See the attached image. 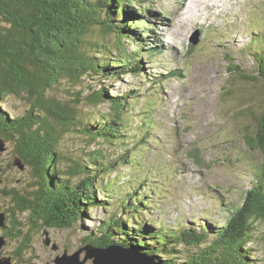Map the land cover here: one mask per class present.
Masks as SVG:
<instances>
[{"label": "trees", "instance_id": "obj_1", "mask_svg": "<svg viewBox=\"0 0 264 264\" xmlns=\"http://www.w3.org/2000/svg\"><path fill=\"white\" fill-rule=\"evenodd\" d=\"M149 2L154 4L153 0H0V103L21 96L31 104L20 117L10 118L0 110V140L14 146L17 163L38 181L31 190L0 191L15 205L3 210L5 222L16 226V213L28 212L33 231L39 224L52 229L82 227L89 210L108 206V218L98 229H88L84 244L136 247L148 255L164 256L167 264H178L177 257L185 260L179 264H250L244 250L253 242L257 222L264 219V110L259 115L262 129L255 137L258 148L252 144L255 139L249 136V127L244 139L252 151L262 153L263 161L216 239L206 244L210 230L205 224L199 232L197 224L158 227L151 217L144 218L151 214V196L172 194L168 175L160 173L169 193L157 179L150 185L151 173L144 174V160L130 154L137 145L149 147L151 137L142 138L144 134H135L132 128L137 124L146 132L153 127L155 109L140 107L139 119L126 121L127 112L144 95L141 90H130L112 96L108 83L101 86V79H122L126 74L146 78L141 58L147 56L151 61L162 53L152 47L150 19L142 14L154 13ZM257 41L251 53L258 63V76L264 80V39L260 41L258 33L253 44ZM231 71L249 79L239 66ZM151 79L161 82L155 76L147 81ZM86 83L89 94L84 90ZM55 88L64 91L62 98L49 94ZM84 100L94 104L98 113L81 107ZM158 101L154 97L148 103L154 106ZM248 111L249 107L244 109ZM249 116L258 118L253 112ZM68 133H75L90 148L82 153L84 159L61 153L62 138ZM106 148L119 157L108 160ZM126 168L131 177L123 185L126 178L116 170ZM102 194L106 199H100ZM107 198L116 203L109 205ZM10 231L16 230L6 227V239ZM29 242L27 236L22 244Z\"/></svg>", "mask_w": 264, "mask_h": 264}, {"label": "rangeland", "instance_id": "obj_2", "mask_svg": "<svg viewBox=\"0 0 264 264\" xmlns=\"http://www.w3.org/2000/svg\"><path fill=\"white\" fill-rule=\"evenodd\" d=\"M153 1L154 4L149 3L154 5V13L142 14L150 19L148 25L154 34L151 35L154 37L151 39L155 43L153 47L160 46L163 52L155 55L151 62L147 56L141 58L146 78L133 74L110 81L102 78L101 86L108 83L112 96L141 90L144 97L127 112L126 121L139 119L140 107L155 109L152 112L153 127L147 128L146 132L139 130L137 124L132 128L135 134H144L142 138L151 137L149 147L141 149L133 142L137 145L136 150L130 151L144 160V174L151 173L149 184L154 185L153 181L157 179L162 186L165 185L161 171L171 176L172 170L178 168L174 178L175 194L182 196L177 199L159 193L151 196V214L146 213L145 220L151 217L158 227H174L187 222L197 224L199 229L205 219V226L210 230L206 244H210L216 239L218 230L224 227L226 218L240 205L241 192L253 181L254 171L263 161L262 153L258 149L252 151L244 139L249 127V136L253 141L255 139L252 144L258 148L255 137L262 129L259 115L264 110V80L258 76V63L251 52L259 45L258 41L253 44L257 33L260 41L264 39V0ZM141 20L146 22L147 18ZM216 34L222 36V42L217 40ZM236 66L241 67L249 79L231 71ZM178 70H181L180 75L171 76ZM150 76H159L160 84L153 79L148 82ZM86 84L84 90L89 94ZM49 94L62 98L64 91L55 88ZM154 97L159 101L151 106L148 101ZM84 106L93 114L98 113L91 102L84 100L81 107ZM30 107L27 99L21 96H10L0 103V110L10 118L23 116ZM247 107L249 111L244 113ZM250 112L258 118L249 116ZM61 142V153L71 157L77 155L84 159L82 153L90 149L82 139L76 138L75 133L66 134ZM3 144L0 168L4 171L0 173V191L34 189L37 178L28 168L18 166L14 146ZM105 151L108 160L119 157L118 153L113 155L107 148ZM116 171L126 178L122 181L123 185L126 184L131 171L128 168ZM116 173L109 179H114ZM163 188L169 193L166 186ZM204 193L203 198L201 194ZM2 195L0 192V209L8 211L15 205L9 197ZM103 196L100 199H106ZM107 201L109 205L116 203L111 198ZM108 208L102 206L89 210L90 216L82 223L84 228L76 224L68 229H52L39 224L35 231L29 223V213L21 215L17 212L16 219L21 224L14 226L7 220V227L16 231H10L2 255L12 257L14 264H56L58 256L65 252L72 255L87 245L83 242L87 231L98 229L108 218ZM18 235L20 237L16 238ZM252 235L253 242L245 248V256L250 264H264V219L257 222ZM0 236H4L2 229ZM27 236H30V242L22 244ZM47 240L50 245H46ZM55 245L57 250H54ZM161 259L166 260L164 256ZM184 261L177 257L175 263ZM86 264H92V260Z\"/></svg>", "mask_w": 264, "mask_h": 264}, {"label": "water", "instance_id": "obj_3", "mask_svg": "<svg viewBox=\"0 0 264 264\" xmlns=\"http://www.w3.org/2000/svg\"><path fill=\"white\" fill-rule=\"evenodd\" d=\"M4 142L0 140V151H4ZM18 166L24 169V166L19 163ZM1 173V170H0ZM6 214L0 212V228H5ZM46 245H50L47 240ZM7 244V239L0 236V253H3V248ZM58 247L54 246V250ZM85 253L82 259V254ZM92 260V264H167L157 257H152L141 252L136 248L124 247L121 245H110L105 248H96L92 245H87L72 255L65 252L62 256H58L55 260L56 264H86ZM159 260V262H158ZM0 264H14L12 257L0 255Z\"/></svg>", "mask_w": 264, "mask_h": 264}, {"label": "flooded vegetation", "instance_id": "obj_4", "mask_svg": "<svg viewBox=\"0 0 264 264\" xmlns=\"http://www.w3.org/2000/svg\"><path fill=\"white\" fill-rule=\"evenodd\" d=\"M24 169H26L25 167H24ZM0 170H1V173H3V168H0ZM0 212H3V213H5L4 211H2L1 209H0ZM6 221V220H5ZM7 227V224H6V222H5V228ZM5 228L3 229V228H0V229H2V230H4L5 231Z\"/></svg>", "mask_w": 264, "mask_h": 264}, {"label": "bare ground", "instance_id": "obj_5", "mask_svg": "<svg viewBox=\"0 0 264 264\" xmlns=\"http://www.w3.org/2000/svg\"><path fill=\"white\" fill-rule=\"evenodd\" d=\"M193 1H196V0H193ZM131 248H136V247H131ZM136 249H138V248H136ZM2 253H0V255H1ZM4 256V255H3Z\"/></svg>", "mask_w": 264, "mask_h": 264}]
</instances>
